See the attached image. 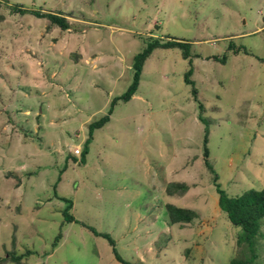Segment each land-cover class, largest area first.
Here are the masks:
<instances>
[{"label": "rangeland", "instance_id": "374dc122", "mask_svg": "<svg viewBox=\"0 0 264 264\" xmlns=\"http://www.w3.org/2000/svg\"><path fill=\"white\" fill-rule=\"evenodd\" d=\"M0 5L6 17L0 23L2 127L12 125L8 117L13 115V97L21 105L27 103L24 86L30 84L29 76L41 71L46 73L42 78L49 77L41 68L45 52L51 56L60 46L62 64L75 68L83 52L86 60L89 52L104 50L109 63L123 58L132 64L152 38L183 40L192 44L191 79L198 92L195 100L192 87L184 82L191 66L182 50H154L141 75L136 94L141 99L118 101L111 122L94 132L87 164L80 165L85 148L80 141L89 135L78 136L79 123L72 127L76 132L68 129L58 139L64 155L48 154L35 167L38 162L31 160L30 172L19 185L17 178L5 177V170L26 155L18 159L9 155L11 145L0 130V256L7 251L24 254L28 248L33 250L25 261L29 264H121L109 242L89 226L109 234L119 254L133 264H229L235 257H248V250L237 244L241 229L220 210L213 174L205 164L204 138L208 128L209 160L230 197L264 189V0H0ZM16 5L62 13L71 29L62 30L30 14H13L10 6ZM98 36L102 42L94 44ZM230 42L250 54H234L228 49ZM209 56H226V62L205 60ZM123 75L113 99L132 83V70ZM65 95L73 102L69 91ZM79 97L90 115L100 112L103 104L87 103V91ZM113 99L90 124L108 114ZM30 141L41 146L37 138ZM81 148L82 154L75 153ZM74 157L79 167L73 166ZM44 165L46 178L35 180L39 184L34 186L33 178L42 176L38 168ZM51 181L60 184L52 186ZM177 181L187 183L190 190L168 197L167 185ZM18 187H24L22 199L10 201ZM65 199L73 202L69 213L78 222L65 218L69 205ZM169 203L193 209L198 217L190 224H171ZM256 246L257 263L264 264V236L258 237Z\"/></svg>", "mask_w": 264, "mask_h": 264}, {"label": "crops", "instance_id": "0c3cea01", "mask_svg": "<svg viewBox=\"0 0 264 264\" xmlns=\"http://www.w3.org/2000/svg\"><path fill=\"white\" fill-rule=\"evenodd\" d=\"M96 26L100 27L98 24H96ZM102 39V37L98 36L96 41H94V44H99L102 42ZM82 43L83 42L81 41L80 44ZM33 48L38 49L35 45ZM61 49L62 47L60 46V50L58 51L56 49L53 53H51V56L45 52L44 59L46 60L50 57V60L48 62L44 60L45 65L41 66V68L44 67V70L48 72L49 77H47V79L44 77L42 78L41 76L46 73L42 72V74L41 71H38L35 75L31 74L29 76L30 84L26 83L24 86V97L27 99V103L24 102L21 105V101H18L20 99H17L16 101L13 97V104H10L13 115L8 117V122L12 125L8 128V125H5V127L0 126V130L5 132V143L7 142V145H11L12 148V151L8 152L9 155H15V159H18L21 154L26 155L25 159H22L16 165H10L5 170L8 172L5 174V177L10 175V177L17 178L18 185L21 184L23 175L30 172L28 171V166L31 160H34L33 163L38 162V164H34L35 167L45 162L40 160L42 158L46 159L48 154L56 153L58 155H64V150L58 145V139L62 137L68 129L72 131V127L80 123V130L77 131L78 136L81 135L83 139L84 135H88L89 126L85 125L86 122L87 124H90L92 121H95L96 116L104 114L110 99H113V90L125 75H123L124 70L129 71L132 69V64L125 62V59L123 58H121L120 61L109 63V59H106L108 55L104 54V50H97V52L94 50L93 52H89V60H86L87 57L83 56V52L80 54L79 61L76 63L74 68L68 62L62 64L64 54ZM119 62H121V64H119ZM64 78L66 79L64 80ZM72 82H74V84H72ZM17 89H19L18 85ZM67 91L70 92V96L72 97L73 102H75L72 106V101L65 100V98H67L65 95V93L67 94ZM84 91H87L89 94V102L87 103L94 104L96 102H100L103 104L102 107L99 108L100 112L98 114H89L90 111L87 110L89 107L86 102H82V99L79 97L80 92ZM136 94L132 100L141 99V97ZM19 95L20 94H17L16 96L20 97ZM36 100H38V103L35 104ZM69 102L71 104H69ZM14 112L16 113L15 115ZM106 115L107 114L103 116ZM113 115L114 111L112 115H110L109 123L111 122ZM84 118L87 119L84 120ZM55 121H58V126H53V122ZM81 123L85 127H81ZM18 128H20V130H18ZM72 132H76V129ZM40 134H43L45 139H41V136H39ZM31 137L37 138V140L41 142V146L36 143L34 144V141H30ZM85 141V139L84 141H80L81 145H85ZM73 146L78 148L79 144H75ZM68 160L69 157L65 160V162H67V166ZM33 163L31 164L32 168ZM86 164L87 161L85 164L80 165ZM80 165L78 158H75L73 166L79 167ZM17 166H19L20 169H17ZM66 169L67 167L65 170ZM38 170H42V176L38 177L39 179L33 178L34 181H40L41 178L42 180L46 178L44 175L46 174L47 166L44 165L43 169L40 166ZM30 174L35 177V173L31 172ZM9 180H11L12 183L13 180ZM60 180L62 181V178L58 181ZM46 183L48 182H42V184ZM1 184H3V182H1ZM38 184L39 183L37 181L33 183L34 186ZM51 184L52 186H57L60 183L57 181H51ZM23 191L24 187L14 189V192L11 196H9L13 198L10 201L20 202Z\"/></svg>", "mask_w": 264, "mask_h": 264}, {"label": "trees", "instance_id": "16d2710c", "mask_svg": "<svg viewBox=\"0 0 264 264\" xmlns=\"http://www.w3.org/2000/svg\"><path fill=\"white\" fill-rule=\"evenodd\" d=\"M11 12L13 14H20V15H27L30 14L38 19H47L53 25L60 27L62 30H69L71 29V23L69 22L66 15L62 13H54L52 11H44V8L36 9H28L24 6L16 5L10 6ZM1 9V5H0ZM6 20L4 14L0 13V23ZM168 41H164L159 38H152L149 40L146 48L136 57L133 59L132 63V71H133V80L128 88L127 92L116 98L112 101L108 114L102 117L100 120L92 123L88 127V139L85 142V148L83 151V156L81 159V164L86 162V156L89 151V146L93 141L94 132L98 129H102L105 127L110 121V115H112L115 106L118 104V101H123L128 103L132 97L137 93L139 86L141 75L143 72L144 65L148 58L151 56L154 50L157 49H180L183 52V58L188 60L191 68L187 71L184 76V82L187 85L192 87V94L194 95L195 100H198V92L195 88V82L191 79V76L194 73V66H193V59H191V49L192 44L184 43L183 40H177L175 38L167 37ZM229 51H232L234 54H239L241 51L245 54H250L249 51L244 48L243 46H236L234 42L229 43L228 47ZM195 57H199L196 55ZM205 60L210 61H217L225 64L226 56L223 58H219L217 56H213L212 58L209 56L205 58ZM261 61V60H260ZM262 62V61H261ZM263 63V62H262ZM200 112L204 111L203 105H199ZM199 119L201 122L206 124L205 119L203 118L202 114H200ZM209 129L207 128L205 138H204V155H205V164L207 165L208 169L213 174V186L217 190L218 194V204L220 207L221 212L225 214L227 219L230 223L236 227L241 229V234L237 237V244L239 248H245L248 250L249 254L248 257L238 256L233 258L229 264H258L257 261L260 258V254L257 253V246L258 244V237L264 236L262 231V225L264 223V189L261 191H257L251 189L247 192H244L241 195L236 197H230L227 192L222 189L221 185L219 184V175H217L213 169V166L209 160L210 157V149H209ZM82 154V149H81ZM190 190V186L185 182H172L167 185V195L168 197H173L176 195H185ZM64 200V199H63ZM68 202L67 211L64 212L65 218L69 223L73 221L76 223L78 222L76 218L69 213V211L73 208V202L65 199ZM167 213L170 219L171 224L174 225H185L192 223L197 217L198 213L189 208H182L180 206H176L174 204H167ZM91 232H93L96 236L106 239L109 244L113 247V254L116 257V260L121 264H133L129 261H126L118 252L116 247L115 240L109 235L104 233H99L92 227L86 226ZM54 247L58 245V242H53ZM33 250L26 249V252L23 254L16 253L15 251L12 252H5L4 257L0 256V264H6L11 262L13 264H29L25 262L26 260L30 259ZM6 256H9L6 258Z\"/></svg>", "mask_w": 264, "mask_h": 264}, {"label": "built area", "instance_id": "2783aa9c", "mask_svg": "<svg viewBox=\"0 0 264 264\" xmlns=\"http://www.w3.org/2000/svg\"><path fill=\"white\" fill-rule=\"evenodd\" d=\"M75 153H77V154H81V151H80L79 149H76V150H75Z\"/></svg>", "mask_w": 264, "mask_h": 264}, {"label": "clouds", "instance_id": "9594fccd", "mask_svg": "<svg viewBox=\"0 0 264 264\" xmlns=\"http://www.w3.org/2000/svg\"><path fill=\"white\" fill-rule=\"evenodd\" d=\"M73 152H74V150H73Z\"/></svg>", "mask_w": 264, "mask_h": 264}]
</instances>
